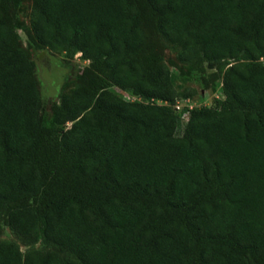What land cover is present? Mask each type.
I'll list each match as a JSON object with an SVG mask.
<instances>
[{"label": "trees", "instance_id": "1", "mask_svg": "<svg viewBox=\"0 0 264 264\" xmlns=\"http://www.w3.org/2000/svg\"><path fill=\"white\" fill-rule=\"evenodd\" d=\"M33 6L24 47L0 0V220L51 249L2 240L0 264H264V0ZM157 34L222 79L181 135ZM31 47L89 77L46 109Z\"/></svg>", "mask_w": 264, "mask_h": 264}, {"label": "rangeland", "instance_id": "2", "mask_svg": "<svg viewBox=\"0 0 264 264\" xmlns=\"http://www.w3.org/2000/svg\"><path fill=\"white\" fill-rule=\"evenodd\" d=\"M12 13L17 32L24 47L29 46V32L36 18L33 0H12ZM155 50L163 56V62L171 70L178 100L186 109L212 105L216 97H220V74H214L215 66L208 65L199 59L185 61L182 58L181 47L171 43L163 35L154 36ZM32 55L37 63V78L40 83L44 106L50 109L55 102H60L61 95L70 91L76 85L89 77L90 60L85 59L81 52L56 50L49 47L32 48ZM126 99L138 100L131 93H123ZM187 118H181L177 134L181 135L187 123ZM69 123L68 125H70ZM14 241L18 243L24 253L33 250L46 251L45 243L40 239L29 242L15 233L8 224L6 215L0 220V241ZM65 263L76 262V256L69 251H60Z\"/></svg>", "mask_w": 264, "mask_h": 264}, {"label": "built area", "instance_id": "3", "mask_svg": "<svg viewBox=\"0 0 264 264\" xmlns=\"http://www.w3.org/2000/svg\"><path fill=\"white\" fill-rule=\"evenodd\" d=\"M184 108H185V105L182 104L181 101H178L176 104L177 111H179L181 113L182 118H187L186 120H188L189 116H190V111H189V109L185 110Z\"/></svg>", "mask_w": 264, "mask_h": 264}]
</instances>
